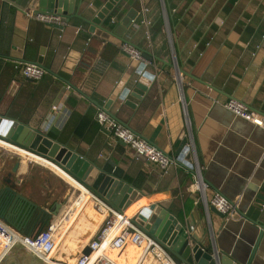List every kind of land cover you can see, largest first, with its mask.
<instances>
[{
  "label": "crops",
  "instance_id": "1",
  "mask_svg": "<svg viewBox=\"0 0 264 264\" xmlns=\"http://www.w3.org/2000/svg\"><path fill=\"white\" fill-rule=\"evenodd\" d=\"M107 1L84 0L76 12L91 18ZM120 2L121 16L137 10L125 39L151 61L120 49L103 57L110 42L78 17L56 28L0 0V53L29 60L41 55L44 65L61 77L45 71L28 80L18 70L23 62L0 57V115L50 130L59 141L132 182L142 195L128 207L129 219L140 208L158 204L189 222L197 235L204 232L205 244L209 235L219 254L264 264V127L224 107L233 99L264 115V0H145L152 11L149 38L138 23L142 2ZM120 17L110 13L106 24ZM99 105L175 164L163 171L138 157L98 123ZM183 139L182 148H191V163L206 184V199L222 194L235 204L234 214L206 210L186 151L177 158ZM32 161L52 173H42ZM14 177L16 191L38 197L42 206L66 201L51 220L57 228L55 244L62 243L57 263L74 264L91 239L105 235L111 207L54 164L26 153V175L19 164ZM34 182L39 183L36 193L30 189ZM104 254L111 264H166L161 254L144 253L130 241L107 247ZM21 259L9 255L4 264H25ZM36 261L26 253V264Z\"/></svg>",
  "mask_w": 264,
  "mask_h": 264
},
{
  "label": "water",
  "instance_id": "2",
  "mask_svg": "<svg viewBox=\"0 0 264 264\" xmlns=\"http://www.w3.org/2000/svg\"><path fill=\"white\" fill-rule=\"evenodd\" d=\"M2 1L16 8L21 7L22 9L25 6H32L35 12L56 14L60 16L61 22L66 24L72 18L78 17L88 24L90 32L101 37L105 42H110L116 46H120L122 42H128L125 39L126 32L134 24L137 16V10L130 8L119 18L117 23L106 24L109 14L120 0H108L91 18H85L76 12V10L80 9L84 0ZM65 2H68L66 7ZM49 25L62 28L61 24L49 23ZM138 49L141 51V57L144 60H152L148 53L140 48ZM41 53H44L43 49H40ZM40 56L36 60H29L26 58H14L0 53V57L11 58L23 63L37 64L44 71L61 78L44 65ZM143 65L141 63L140 67L142 66L143 68ZM66 82L69 83V81ZM74 88L76 89V87ZM125 92H127V89L123 93ZM99 108L103 109L100 105ZM106 112L127 127L126 123L120 121L115 115L109 111ZM0 140L23 148L26 152L37 155L54 164L119 213H123L133 201L142 195L132 182H128L116 175L109 169L107 164H99L96 160L88 159L67 143L59 141L58 136L53 135L50 130L31 128L28 124L22 123L18 119L0 115ZM184 144L185 140L183 139L181 148L176 152L177 158H181L182 151H186L185 155L189 166L193 168L191 163L192 150L189 146L182 148ZM138 157L144 158L141 155H138ZM15 181L5 187L0 186V218L21 234L36 235L44 227L48 226L66 201H52L49 205L46 203L42 206L41 199H37L38 197L31 199L19 194L16 191ZM30 189L32 193L38 192V188L34 186ZM208 210L218 212L212 205H208ZM222 215L224 214L222 213ZM130 222L168 251L173 257L175 264H249V260L246 263H241L227 254H219L211 245L207 232L208 244H205L201 237L204 232L200 236L197 235L189 222L180 219L177 214H172L169 209L161 205L151 204L140 208L134 217L130 218ZM262 227L264 228V225ZM51 260L55 261L53 257ZM9 264L16 263L12 260ZM45 264H52V262Z\"/></svg>",
  "mask_w": 264,
  "mask_h": 264
},
{
  "label": "built area",
  "instance_id": "3",
  "mask_svg": "<svg viewBox=\"0 0 264 264\" xmlns=\"http://www.w3.org/2000/svg\"><path fill=\"white\" fill-rule=\"evenodd\" d=\"M140 1L142 2V7L140 9L138 23L146 28L145 36L149 38L148 27L152 21V11L145 3V0ZM21 10L25 15L37 21L48 24H62L60 16L56 14L35 12L34 9H28L26 7ZM111 23H114V19H111ZM119 49L134 59H143L141 57V51L128 42H122ZM18 70L23 77L32 80L39 79L45 72L42 67L34 63H20ZM224 107L252 124L264 127V115L256 111L248 110L242 103L230 99L224 103ZM96 120L114 138L122 141L136 155L143 156L146 160L158 165L163 171L167 170L170 165L175 164L174 159L169 154L151 144L146 139L136 135L131 129L111 117L106 111L99 110L96 114ZM193 170L195 179L193 185L198 191L206 210L208 205H212L223 214H234L235 204L222 194L215 192L210 199H206V184L202 180L196 164L193 166ZM56 229V224L50 222L48 226L44 227L36 235L28 236L21 234L0 218V263L10 253L13 246L19 244L28 253H31L44 263L52 262V264H59L56 261L53 262L49 256L55 248ZM103 230L106 232L105 235L102 238L91 239L87 244L86 250H83L77 259L76 264H111L112 260L104 254V250L110 246L119 248L127 241L142 246L144 253L153 251L161 254L166 264H175L169 252L141 229L134 226L124 212L119 213L111 208L105 219ZM100 249L101 251L99 252Z\"/></svg>",
  "mask_w": 264,
  "mask_h": 264
},
{
  "label": "rangeland",
  "instance_id": "4",
  "mask_svg": "<svg viewBox=\"0 0 264 264\" xmlns=\"http://www.w3.org/2000/svg\"><path fill=\"white\" fill-rule=\"evenodd\" d=\"M15 161H18L20 166L23 169H25V175H26V151H24L22 148L17 147L11 143L4 142L1 140L0 141V164H2V165L4 164V169H2V171H5V169L8 167V165L9 164L11 165ZM33 165L36 169L40 170L44 174L52 173L50 170H48L44 166H41V165L34 163L32 161V166ZM38 184H39L38 182H34L33 186L35 188H38ZM26 253H28V252H26V250L21 245L16 244L13 246V248L10 250V253L3 259V261L0 264H4V262H5L4 260L9 255H13V254H16V255L20 254V256L22 258H25V260L21 259L22 262H24L26 264ZM35 259L39 260V261H36L35 264H43L44 263L43 261H41L37 257H35Z\"/></svg>",
  "mask_w": 264,
  "mask_h": 264
},
{
  "label": "flooded vegetation",
  "instance_id": "5",
  "mask_svg": "<svg viewBox=\"0 0 264 264\" xmlns=\"http://www.w3.org/2000/svg\"><path fill=\"white\" fill-rule=\"evenodd\" d=\"M19 162L15 161L11 165L9 164L8 167L5 169V171H2V168H0V186L5 187L7 185H10L13 181H15V173L18 169ZM4 169V167H3ZM2 171V172H1ZM12 218V217H10Z\"/></svg>",
  "mask_w": 264,
  "mask_h": 264
},
{
  "label": "trees",
  "instance_id": "6",
  "mask_svg": "<svg viewBox=\"0 0 264 264\" xmlns=\"http://www.w3.org/2000/svg\"><path fill=\"white\" fill-rule=\"evenodd\" d=\"M121 2L119 1L115 7L113 8V10L111 11L112 16H117L120 17L122 14V10H121V6H120ZM112 24V23H111ZM119 50L118 47H115L113 44L108 43L106 45V47L102 50V56L103 57H111V55H113L114 53H116Z\"/></svg>",
  "mask_w": 264,
  "mask_h": 264
},
{
  "label": "bare ground",
  "instance_id": "7",
  "mask_svg": "<svg viewBox=\"0 0 264 264\" xmlns=\"http://www.w3.org/2000/svg\"><path fill=\"white\" fill-rule=\"evenodd\" d=\"M16 146V145H15ZM23 149V148H22ZM24 151H26L25 149H23ZM26 153H28V152H26ZM31 155H34V154H31ZM23 156V155H22ZM35 156H37V155H35ZM39 157V156H38ZM68 175V174H67ZM73 179V178H72ZM74 180V179H73ZM80 185V184H79ZM70 206V205H69ZM136 207V206H135ZM69 208V207H68ZM67 208V209H68ZM67 211V210H66ZM65 211V212H66ZM132 212V209H130V208H128L127 210H126V212H125V215L126 216H128V215H130V213ZM64 214V213H63ZM98 224V223H97ZM97 226V225H96ZM55 233H56V231H55ZM62 243H61V241L58 243V245L57 244H55V250L53 249L52 251H51V253L49 254V256L52 258H55V253H56V251L59 249V246L61 245ZM101 251V249L99 250V252ZM69 256V255H68ZM72 259H73V257H72ZM112 263H113V261H112ZM34 264V263H33ZM74 264H76V262L74 263Z\"/></svg>",
  "mask_w": 264,
  "mask_h": 264
}]
</instances>
